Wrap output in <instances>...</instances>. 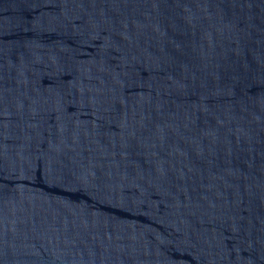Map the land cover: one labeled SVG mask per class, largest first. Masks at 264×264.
Instances as JSON below:
<instances>
[{"label": "water", "instance_id": "obj_1", "mask_svg": "<svg viewBox=\"0 0 264 264\" xmlns=\"http://www.w3.org/2000/svg\"><path fill=\"white\" fill-rule=\"evenodd\" d=\"M0 264H264V0H0Z\"/></svg>", "mask_w": 264, "mask_h": 264}]
</instances>
